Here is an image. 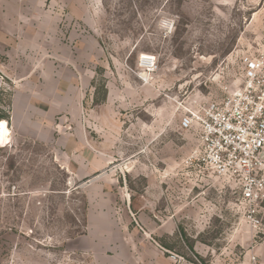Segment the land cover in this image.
I'll use <instances>...</instances> for the list:
<instances>
[{
	"label": "rangeland",
	"instance_id": "rangeland-1",
	"mask_svg": "<svg viewBox=\"0 0 264 264\" xmlns=\"http://www.w3.org/2000/svg\"><path fill=\"white\" fill-rule=\"evenodd\" d=\"M87 5L103 63L83 97V121L106 169L157 224L174 227L165 245L183 254L196 245L203 264H248L253 245L264 263V198L253 228L237 184L189 164L197 133L181 125L240 85L241 55L264 52V0ZM11 131L0 152V264H78L66 252L86 231L84 181L66 167L60 135Z\"/></svg>",
	"mask_w": 264,
	"mask_h": 264
},
{
	"label": "crops",
	"instance_id": "crops-1",
	"mask_svg": "<svg viewBox=\"0 0 264 264\" xmlns=\"http://www.w3.org/2000/svg\"><path fill=\"white\" fill-rule=\"evenodd\" d=\"M102 63L87 0H0V67L15 82L2 125L38 139L60 135L66 167L84 181L86 231L67 253L78 264H174L171 251L195 264L192 254L203 256L196 245L188 254L165 245L174 227L132 202L121 174L107 170L110 160L89 143L82 100ZM251 246L248 264L259 260Z\"/></svg>",
	"mask_w": 264,
	"mask_h": 264
},
{
	"label": "built area",
	"instance_id": "built-area-1",
	"mask_svg": "<svg viewBox=\"0 0 264 264\" xmlns=\"http://www.w3.org/2000/svg\"><path fill=\"white\" fill-rule=\"evenodd\" d=\"M145 59L152 61L154 58ZM240 60L243 63L240 85L220 102L210 103L199 112L185 116L181 125L197 133L189 164L226 182L236 183L240 207L247 212L252 227L258 228L261 220L257 206L264 198V52H246ZM14 84L0 67V97L10 92ZM4 111L9 113V107ZM2 120L0 152L9 144L11 135L8 134L9 140L3 138ZM8 127L12 129L9 122ZM168 253L174 264L185 262L183 256ZM192 258L195 264H203L196 254H192ZM252 261L264 264L255 256ZM9 264H15L14 260Z\"/></svg>",
	"mask_w": 264,
	"mask_h": 264
},
{
	"label": "bare ground",
	"instance_id": "bare-ground-1",
	"mask_svg": "<svg viewBox=\"0 0 264 264\" xmlns=\"http://www.w3.org/2000/svg\"><path fill=\"white\" fill-rule=\"evenodd\" d=\"M145 58H150V57H146V56H144ZM3 126V125H2ZM9 128V127H8ZM8 128H6V127H4L3 126V128H2V133H3V138H5L6 140H9L8 139V134H10L11 133V130H9Z\"/></svg>",
	"mask_w": 264,
	"mask_h": 264
},
{
	"label": "trees",
	"instance_id": "trees-1",
	"mask_svg": "<svg viewBox=\"0 0 264 264\" xmlns=\"http://www.w3.org/2000/svg\"><path fill=\"white\" fill-rule=\"evenodd\" d=\"M9 118V114L7 113H5L4 115H1L0 114V119H8Z\"/></svg>",
	"mask_w": 264,
	"mask_h": 264
}]
</instances>
